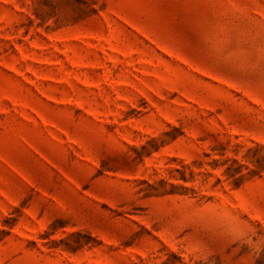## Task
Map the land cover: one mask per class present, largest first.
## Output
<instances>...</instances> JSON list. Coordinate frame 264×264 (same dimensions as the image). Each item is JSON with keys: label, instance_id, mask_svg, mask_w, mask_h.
Listing matches in <instances>:
<instances>
[{"label": "rangeland", "instance_id": "rangeland-1", "mask_svg": "<svg viewBox=\"0 0 264 264\" xmlns=\"http://www.w3.org/2000/svg\"><path fill=\"white\" fill-rule=\"evenodd\" d=\"M0 264H264V0H0Z\"/></svg>", "mask_w": 264, "mask_h": 264}]
</instances>
